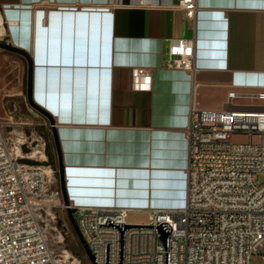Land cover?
<instances>
[{"label": "crops", "instance_id": "0c3cea01", "mask_svg": "<svg viewBox=\"0 0 264 264\" xmlns=\"http://www.w3.org/2000/svg\"><path fill=\"white\" fill-rule=\"evenodd\" d=\"M135 2L0 0V13L33 62L34 103L55 121L70 205L146 219L185 204L192 105L217 111L231 92H264V0H198L194 23ZM194 37L195 76L164 69L165 44ZM135 68L152 71L151 90H134Z\"/></svg>", "mask_w": 264, "mask_h": 264}, {"label": "built area", "instance_id": "2783aa9c", "mask_svg": "<svg viewBox=\"0 0 264 264\" xmlns=\"http://www.w3.org/2000/svg\"><path fill=\"white\" fill-rule=\"evenodd\" d=\"M131 6L181 11L191 23L199 11L198 0H136ZM2 27L5 38L3 22ZM196 51L195 37L182 40L176 51L166 43L162 67L194 77ZM132 81L135 91H149L152 71L135 68ZM236 99L252 105L238 109L233 106ZM255 101L264 102V92H231L227 108L217 111L192 105L185 204L149 209L144 224L129 222L135 212L130 208L67 206L47 164L46 144L32 148L24 134L9 142L0 126V264H83L67 243L69 208L76 210L78 227L92 254L97 253V264H106L107 243L109 264H119V229L100 227L108 219L138 226L168 223L170 264H252V257L264 249V106ZM235 135L248 141L235 143ZM35 157L41 166L24 162ZM160 237L158 228L127 230L125 264H165Z\"/></svg>", "mask_w": 264, "mask_h": 264}, {"label": "rangeland", "instance_id": "374dc122", "mask_svg": "<svg viewBox=\"0 0 264 264\" xmlns=\"http://www.w3.org/2000/svg\"><path fill=\"white\" fill-rule=\"evenodd\" d=\"M0 42L8 43L6 37H1ZM27 80L28 64L25 58L0 50V126L2 135L9 142H12L19 138L21 134H24L28 137V145L32 143V148L44 142L48 156L49 145L53 140L52 127L48 119L30 105L27 96ZM233 141L235 143H245L248 141V137L235 135ZM258 141L259 137L255 136L254 142ZM27 151L30 152V149H27ZM24 162L35 167L43 164L40 162L39 157L25 160ZM47 164L52 166L55 172L54 176L58 182V166H53L49 156ZM260 179L261 182H264V177ZM74 216L77 221L78 215L75 214ZM65 221H67L68 225V246L70 245V248H74V254L83 261V264H91L70 222L67 219ZM146 221L147 219L144 216L129 219V222L133 224H144ZM252 264H264V249L252 257Z\"/></svg>", "mask_w": 264, "mask_h": 264}, {"label": "water", "instance_id": "95a60500", "mask_svg": "<svg viewBox=\"0 0 264 264\" xmlns=\"http://www.w3.org/2000/svg\"><path fill=\"white\" fill-rule=\"evenodd\" d=\"M0 50H4L13 54H17L25 58L28 64V80H27V96L28 101L30 105L38 111L40 114H42L45 118L48 119L50 122V125L52 127L53 131V137L54 142L56 145V149L59 154V177H60V184H61V190L63 193V199L67 206H70L69 198L66 191L65 186V172H64V166L62 161V156L60 153V145L59 140L56 132V124L53 120L52 116L41 109L39 106H37L33 101V90H34V65L33 62L29 56V54L19 48H16L8 43H2L0 42ZM75 209L69 208L67 211L68 214V220L73 228V230L76 233L77 238L79 239L81 245L84 248V251L88 258L90 259L92 264H97V253L92 254L89 246L87 245L86 241L84 240L81 231L78 227L77 221L75 219ZM100 227H109V228H117L120 231V249H119V264H125V234L126 231L129 229H141V228H158L159 233H161V243L165 246V264H170V251H169V235L172 232V227L168 223H163L160 226H138V225H125L121 223H114V221L108 219L106 224H100ZM110 262V243H107V251H106V264H109Z\"/></svg>", "mask_w": 264, "mask_h": 264}, {"label": "trees", "instance_id": "16d2710c", "mask_svg": "<svg viewBox=\"0 0 264 264\" xmlns=\"http://www.w3.org/2000/svg\"><path fill=\"white\" fill-rule=\"evenodd\" d=\"M48 156H49V159L51 160V163L53 164V166H55V167L58 166V170H59V154H58V151L56 149V145H55V142H54V137H53L52 142L49 145ZM58 178L60 179L59 173H58ZM67 240H68V238H67ZM69 248H70V245H69ZM80 248H81V245H80ZM70 249L73 251V253H75V251L73 250L74 248L73 249L70 248ZM80 250H82V249H80Z\"/></svg>", "mask_w": 264, "mask_h": 264}, {"label": "bare ground", "instance_id": "6f19581e", "mask_svg": "<svg viewBox=\"0 0 264 264\" xmlns=\"http://www.w3.org/2000/svg\"><path fill=\"white\" fill-rule=\"evenodd\" d=\"M4 35V29L2 27V18L0 17V38Z\"/></svg>", "mask_w": 264, "mask_h": 264}]
</instances>
